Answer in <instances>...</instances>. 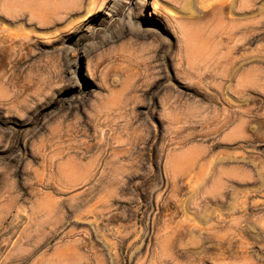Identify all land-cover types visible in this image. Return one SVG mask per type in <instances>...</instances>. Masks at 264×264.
I'll use <instances>...</instances> for the list:
<instances>
[{
  "label": "rangeland",
  "instance_id": "obj_1",
  "mask_svg": "<svg viewBox=\"0 0 264 264\" xmlns=\"http://www.w3.org/2000/svg\"><path fill=\"white\" fill-rule=\"evenodd\" d=\"M142 1L0 0V264H264V0Z\"/></svg>",
  "mask_w": 264,
  "mask_h": 264
},
{
  "label": "bare ground",
  "instance_id": "obj_2",
  "mask_svg": "<svg viewBox=\"0 0 264 264\" xmlns=\"http://www.w3.org/2000/svg\"><path fill=\"white\" fill-rule=\"evenodd\" d=\"M143 2V6H145V0L142 1ZM94 3V2H93ZM153 7L155 10L159 11V10H162L161 7H158V5L156 3L153 4Z\"/></svg>",
  "mask_w": 264,
  "mask_h": 264
}]
</instances>
